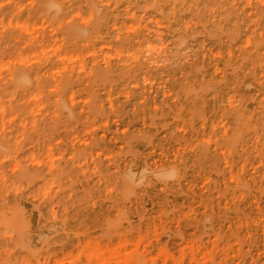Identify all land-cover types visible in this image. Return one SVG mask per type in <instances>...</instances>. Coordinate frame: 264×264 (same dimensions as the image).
<instances>
[{
    "label": "rangeland",
    "instance_id": "374dc122",
    "mask_svg": "<svg viewBox=\"0 0 264 264\" xmlns=\"http://www.w3.org/2000/svg\"><path fill=\"white\" fill-rule=\"evenodd\" d=\"M44 2L0 0V264H264V69L226 51L264 47V4H142L141 27L123 9L122 35L94 37L85 3L53 0V21ZM145 37L153 51L115 53Z\"/></svg>",
    "mask_w": 264,
    "mask_h": 264
},
{
    "label": "bare ground",
    "instance_id": "6f19581e",
    "mask_svg": "<svg viewBox=\"0 0 264 264\" xmlns=\"http://www.w3.org/2000/svg\"><path fill=\"white\" fill-rule=\"evenodd\" d=\"M49 0H47V2H44V4L42 5L43 6V9H44V12H45V16L46 15H49L50 14V12H53V15H52V17H51V19H53V21L54 20H56L57 21V14L59 13L58 11H60L61 9H60V5H58L57 6V4L58 3H56V2H52L53 0H51V2H48ZM65 1H68L69 3H71V5L72 6H75L76 4H77V1L78 2H80V3H85L86 5H87V7H88V12H87V14H86V16H85V18L87 19V20H89V21H92L94 24H95V28H94V31H93V33L91 34L92 36H94V37H100V36H102V34H103V32H101V28H104V27H106V29H108L107 30V32L108 33H111L110 31H111V28L110 27H114L113 28V32H116V31H118V33H119V35H122V33H124L125 31V29H126V25L125 24H122V22H120V19H122L123 18V15H124V13H123V9H125V10H127V12H128V14H130V16L132 15V16H134V17H138V18H140L141 20H142V23H140L139 24V26L141 27L142 26V24H143V19H144V17H145V14H142L141 13V11L137 8V7H140L142 4H144V6H146V4H147V6H149V7H155V9H156V12L157 13H161V11H162V9L161 8H158L157 6L159 5V3H162L161 5H163V6H174V8H172V11L171 12H174L175 14L179 11L178 10V7H181L180 5H182V0H158L156 3L155 2H150V0H65ZM160 1V2H159ZM193 2H194V6L196 5L197 7H199V9H201V7H202V5H204V2H203V4H202V2L200 3V1L199 0H192ZM202 1V0H201ZM149 2V3H148ZM189 3V2H188ZM255 3H263L264 4V0H214V1H209V0H205V6L204 7H202L203 8V10H210L211 8H214L215 9V12H217V13H219V14H225L227 11H229L230 9H233V8H235V7H238V8H242V5H250V6H255L256 4ZM146 6V7H147ZM57 7H59V8H57ZM177 7V8H176ZM182 8V7H181ZM59 9V10H58ZM184 8H182V10H183ZM16 10V9H15ZM14 11V10H13ZM167 12V11H166ZM181 12V11H180ZM235 12H237V10H235ZM245 12V10H242V13H244ZM13 13V12H12ZM11 13V14H12ZM150 13V12H149ZM77 15H78V12L76 13ZM159 15V14H158ZM14 16V15H13ZM147 16V15H146ZM155 16V15H154ZM25 17H23V19H24ZM160 18V17H159ZM26 19V18H25ZM69 19V18H68ZM148 19H150V18H148ZM153 19V18H152ZM1 20H2V18H1ZM151 20V19H150ZM53 21H52V23H53ZM146 21V20H145ZM152 21V20H151ZM150 21V22H151ZM84 22V21H83ZM135 22V21H134ZM153 22V21H152ZM156 22V21H155ZM4 23H6L5 21H4ZM15 23H20L19 22V20H13V19H10L9 21H8V23L6 24V26H8V27H10V25H12V24H14V27H18V29H19V27L21 26V25H18V24H15ZM59 24V23H58ZM131 25V24H130ZM23 27H24V29L26 28H28V25L26 24L25 26L24 25H22ZM31 26V25H30ZM154 26V25H153ZM78 27L79 26H77V29H78ZM33 28V27H32ZM31 28V29H32ZM67 28V27H66ZM69 28V27H68ZM70 28H72V27H70ZM134 28V27H133ZM74 29L76 30V27H74ZM83 30H81V31H86V28L84 29V28H82ZM93 29V28H92ZM99 29V30H98ZM67 30V29H66ZM65 30V31H66ZM103 30V29H102ZM71 31V30H70ZM80 31V30H79ZM128 31H130V30H128ZM134 31V30H133ZM157 31V30H156ZM41 32V31H40ZM75 32V31H74ZM76 32H77V30H76ZM87 32V31H86ZM86 32H83V33H81V34H84V36L86 35ZM158 32V31H157ZM247 32V31H246ZM130 33V32H129ZM152 33H154V35H155V32H152ZM243 33V32H242ZM16 34V33H15ZM33 34V33H32ZM43 34V33H42ZM72 34V33H71ZM71 34H69V35H71ZM148 34V33H147ZM157 34V33H156ZM220 34V33H219ZM253 34H254V30H250L249 31V33H248V35L250 36V41L255 37V36H253ZM46 35V34H45ZM79 35V34H78ZM127 35V34H126ZM150 35V34H149ZM148 35V36H149ZM153 35V34H152ZM153 35V36H154ZM68 36V35H67ZM73 36V35H72ZM17 37V36H16ZM37 37V36H36ZM62 37V36H61ZM141 37V36H140ZM155 37V36H154ZM151 38H153V37H151ZM10 39V38H9ZM26 39V38H25ZM41 39V38H40ZM51 39V38H50ZM157 39V38H156ZM155 39V40H156ZM226 39V38H225ZM113 40H115L114 38H113ZM117 40V39H116ZM152 40V39H151ZM150 39H148L147 37H145V38H143L140 42H139V49L138 50H136V49H128V48H126V49H122V48H119V47H117L116 48V50H115V53L117 54V55H119V56H121V57H123L124 58V56H126L127 54H131V56L133 55V56H135V57H138L139 56V54H141V53H146V51H148V52H151V51H153L154 49H155V43H153L152 41H151ZM223 40H224V38H223ZM55 41V40H54ZM53 41V42H54ZM62 41V40H61ZM135 41V40H134ZM157 41V40H156ZM226 41V40H225ZM52 42V43H53ZM126 43V42H125ZM225 43V42H224ZM235 43L236 42H234V43H232V44H230L228 47H227V52H228V55L230 56V58H231V60H230V63H232V64H234V65H237V66H240V67H242V66H244V65H252V66H255L256 68H258L259 67V65L261 66V67H259V68H262V69H264V52H263V56L262 57H260V56H257L259 53H260V51H264V47L263 46H259V47H257L256 49H255V52H254V54H252V55H250V54H244L245 52H243V51H239V50H237L238 48H235ZM55 44V43H54ZM58 44H60V43H58ZM219 44V43H218ZM87 45V44H86ZM7 46V45H6ZM102 46V45H101ZM135 46V45H134ZM221 46V45H220ZM59 47V46H58ZM57 48V47H56ZM60 48V47H59ZM99 48H100V46H99ZM219 48V47H218ZM40 49H41V47H40ZM49 49V48H48ZM140 50H141V52H140ZM44 52V51H43ZM45 52H47V51H45ZM55 52V51H54ZM53 52V53H54ZM94 52V51H93ZM92 52V53H93ZM156 52H158V51H156ZM91 53V52H90ZM101 53V52H100ZM104 53V52H103ZM12 54V53H11ZM31 54V53H30ZM55 54V53H54ZM108 54H110V53H108ZM145 55V54H144ZM153 55V54H152ZM27 57H29L28 55H26ZM56 56V55H55ZM70 56L73 58V54L71 55L70 54ZM110 57H111V55H109ZM21 57V56H20ZM64 57H66V55L64 56ZM76 57H78L77 55H76ZM75 56H74V58L73 59H75L76 58ZM105 57V56H104ZM17 58V57H16ZM30 58V57H29ZM29 58H27V59H29ZM60 58H62V57H60ZM152 59H154L153 57H151ZM68 59H70V58H68ZM77 59H79V58H77ZM151 59V60H152ZM9 60V59H8ZM7 60V61H8ZM21 60H22V57H21ZM104 60V59H103ZM144 60V59H143ZM146 60V59H145ZM11 62H12V60H11ZM155 62V61H154ZM4 63V62H3ZM23 63V62H22ZM81 64V63H80ZM79 64V65H80ZM155 64V63H154ZM3 65V64H2ZM65 65V64H64ZM4 66V65H3ZM10 66V65H9ZM6 66H4V68H5ZM7 67H8V64H7ZM6 67V68H7ZM64 68H65V66H64ZM83 68V67H82ZM252 68V67H251ZM8 69V68H7ZM97 71V70H96ZM260 71V70H259ZM15 72V71H14ZM100 72V71H99ZM261 72V71H260ZM51 73H53V72H51ZM26 74V75H25ZM24 74V72L22 73V72H20V73H17V74H12L11 73V78H10V80H6L7 81V83L9 84L8 85V87H9V90H11V93H13V95H17L18 93H20V92H25V91H28V90H30V87H29V84L31 83L29 80H30V78H28L27 77V73H25ZM101 75V74H100ZM262 75H264L263 74V72H262ZM103 76V75H102ZM148 81V80H147ZM30 82V83H29ZM153 82V81H152ZM70 83H68V85H69ZM150 84H151V81H150ZM154 84V83H153ZM155 84H157V83H155ZM149 85V84H148ZM65 88V87H64ZM118 88H120V86L118 87ZM50 89V88H49ZM51 89H53V88H51ZM63 89V88H62ZM61 90V89H60ZM59 92V91H58ZM128 92V91H127ZM197 94H198V92H203V90H202V88L200 89L199 88V90L198 91H195ZM60 93V92H59ZM197 94H195V96L197 95ZM256 94V93H255ZM73 95V94H72ZM131 95V94H130ZM152 95V94H151ZM70 96H71V94H70ZM127 96V95H126ZM13 97V96H12ZM35 97L37 98V95H36V93H35ZM40 97V96H39ZM117 97V96H116ZM115 97V98H116ZM148 97H150V96H148ZM259 97H261V96H259ZM58 98V97H57ZM25 99V98H24ZM61 99V98H60ZM70 99V98H69ZM96 100V99H95ZM152 100H153V98H152ZM59 102H61V104L63 105L64 104V102H66V101H62V100H58ZM145 102V101H144ZM143 102V103H144ZM9 103V102H8ZM136 104V103H135ZM61 105V106H62ZM65 106V108L62 106V109L64 108V110L66 109V110H68L69 108L68 107H66V104H64ZM137 105H139V104H137ZM1 106L4 108V105H2L1 104ZM57 107H59L58 106V104H57ZM138 107V106H137ZM45 113V112H44ZM258 113V114H257ZM257 113H254V115H262L263 114V116L262 117H264V109H262L261 108V110L259 109V110H257ZM98 114V113H97ZM18 115V114H17ZM16 115V116H17ZM20 115V114H19ZM28 115V114H27ZM260 115V116H261ZM12 118V117H11ZM261 118V117H260ZM18 119V118H17ZM18 121V120H17ZM29 123V122H28ZM34 123H36V120H34ZM33 123V124H34ZM4 124V123H3ZM11 124V123H10ZM25 124V123H24ZM31 124H32V122H31ZM4 126H5V124H4ZM3 126H1L0 128H2ZM9 129V128H8ZM12 129V128H11ZM10 129V130H11ZM13 131V130H12ZM25 131V130H24ZM2 132V131H1ZM19 134V133H18ZM21 134V133H20ZM13 136V135H12ZM12 139H14V138H12ZM20 139V138H19ZM27 140V139H26ZM38 140V139H37ZM42 140V139H41ZM24 143V142H23ZM3 145L1 144V146H0V149H1V147H2ZM26 147H28V145L26 146ZM43 147V146H42ZM47 147H49V146H47ZM128 147V146H127ZM3 149L2 150H5V151H8V149H4V148H6V147H2ZM33 149H34V147H32ZM40 152H41V150H39ZM50 151V150H49ZM19 152H20V150H19ZM36 152H38V151H36ZM230 152H234V150H231ZM28 153V152H27ZM39 154H41V153H39L38 152V155ZM16 155V154H15ZM29 155V154H28ZM147 156V155H146ZM16 157V156H15ZM8 158V157H7ZM11 158V157H10ZM27 158V157H26ZM29 158V157H28ZM19 160H22V159H20V158H18ZM17 159V160H18ZM17 160H16V162H17ZM24 160V159H23ZM36 161V160H35ZM34 162V161H33ZM40 162V161H39ZM38 162V163H39ZM1 163V162H0ZM14 162H12V164H13ZM36 163V162H35ZM15 164V163H14ZM26 165V164H25ZM24 165V166H25ZM31 165V164H30ZM36 165H37V163H36ZM36 165L34 166V165H32V166H34V167H36ZM14 166V165H13ZM174 168V167H173ZM170 169H172V167L170 168ZM128 170L129 171H126L125 172V174H126V182L127 183H130V182H132V181H134L135 180V174H134V176H133V174L131 175L130 174V168H128ZM27 171V170H26ZM147 171V170H146ZM172 171V170H171ZM161 172H164V171H161ZM161 172H157V173H153V175L155 176V175H157L156 177H158L159 176V173H161ZM166 172H167V170H166ZM142 174V173H141ZM168 172H167V174L166 175H164V173H163V175L164 176H166V177H168ZM170 174H171V172H170ZM170 174H169V177H170V179H171V176H170ZM143 175V174H142ZM141 175V178L142 177H144V175L142 176ZM161 175H162V173H161ZM155 177V178H156ZM165 177V178H166ZM141 178H139L138 180H137V182H139L140 181V179ZM161 178V177H160ZM162 178H163V176H162ZM167 179V178H166ZM137 182H135L136 184H137ZM142 183V182H141ZM53 185V184H52ZM46 189V188H45ZM53 190V189H52ZM44 191H46V190H44ZM241 195H247L248 194V192L246 191V190H241L240 192H239ZM30 198V197H29ZM46 198V197H45ZM38 199V198H37ZM32 200V199H31ZM57 205H58V203H57ZM37 216V215H36ZM24 221V220H23ZM35 221H37V220H35ZM238 222L240 223V225H242L243 227H246L247 228V230L248 231H250V229H251V227L253 226V225H258L257 224V221L255 220V221H252V220H249V219H244L243 217L242 218H240L239 220H238ZM37 223V222H36ZM8 232V231H7ZM250 233V232H249ZM251 234V233H250ZM45 235V234H44ZM10 241V240H9ZM8 242V241H7ZM11 242H12V240H11ZM87 242V241H86ZM87 243H89V241L87 242ZM96 243V242H95ZM94 243V245L96 246L97 244L99 245V243H97V244H95ZM123 243V242H122ZM121 243V244H122ZM138 243H139V241H138ZM8 244H9V242H8ZM86 244V243H85ZM120 244V245H121ZM124 244V243H123ZM87 245V244H86ZM94 246L95 247V249L97 248V250H95V251H97V253L99 252H101L100 250H102L103 251V249H99L98 247L99 246ZM87 249H89L90 248V250L92 251V250H94V247L93 246H90V244H88V246H85ZM93 247V248H92ZM113 247H115V246H113ZM107 248H108V251H109V247L107 246ZM99 249V250H98ZM89 250V251H90ZM106 250V249H105ZM90 251V252H91ZM111 251H113V250H111ZM110 251V252H111ZM93 253H96V252H91L90 253V255L91 254H93ZM114 253V252H113ZM116 253V252H115ZM33 254V253H32ZM94 255V254H93ZM96 255H98V254H96ZM110 255H112L111 253H110ZM114 255H116V254H114ZM110 257V256H109ZM117 257V256H116ZM118 258V257H117ZM100 264V263H99ZM136 264H138V263H136Z\"/></svg>",
    "mask_w": 264,
    "mask_h": 264
}]
</instances>
